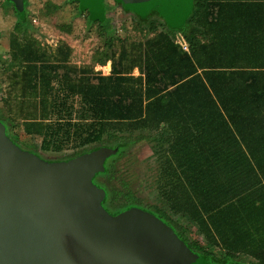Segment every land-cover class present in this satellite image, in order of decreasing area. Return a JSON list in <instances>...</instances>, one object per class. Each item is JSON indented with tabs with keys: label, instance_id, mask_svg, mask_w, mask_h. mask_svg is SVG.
Returning a JSON list of instances; mask_svg holds the SVG:
<instances>
[{
	"label": "trees",
	"instance_id": "1",
	"mask_svg": "<svg viewBox=\"0 0 264 264\" xmlns=\"http://www.w3.org/2000/svg\"><path fill=\"white\" fill-rule=\"evenodd\" d=\"M71 1L89 23L109 27L104 0L93 8L88 1ZM192 2L182 18L167 16L160 3L168 31L151 26L155 34L130 65L124 64L129 55L122 50L118 60L107 59L110 74H94L68 64L70 46L50 52L27 36L28 0L22 8L5 0L17 18L11 66L21 67L15 77L22 91L15 89L11 98L21 110L25 99L35 103L22 125L25 134L43 137L44 150L74 145L63 161L102 146L117 149L108 157L107 179L119 182L111 189V213L144 207L172 226L204 264H234L242 257L264 264V0ZM127 5L140 14L153 7ZM178 33L189 52L176 43ZM135 68L139 75L133 74ZM0 121L8 136L7 124ZM141 130L159 133L165 144L159 189L164 207L146 203L116 174L126 155L118 148L145 139L142 133L132 135ZM179 215L186 224L176 219ZM218 217L225 222L216 237L209 221ZM253 221L262 229L250 228ZM194 225L206 227L208 236ZM206 242L227 251L218 257Z\"/></svg>",
	"mask_w": 264,
	"mask_h": 264
},
{
	"label": "water",
	"instance_id": "2",
	"mask_svg": "<svg viewBox=\"0 0 264 264\" xmlns=\"http://www.w3.org/2000/svg\"><path fill=\"white\" fill-rule=\"evenodd\" d=\"M192 1L125 0L137 10L159 2L173 18ZM116 152L102 146L48 163L16 145L0 121V264H204L156 214L141 207L112 214L101 205L104 190L92 179Z\"/></svg>",
	"mask_w": 264,
	"mask_h": 264
},
{
	"label": "rangeland",
	"instance_id": "3",
	"mask_svg": "<svg viewBox=\"0 0 264 264\" xmlns=\"http://www.w3.org/2000/svg\"><path fill=\"white\" fill-rule=\"evenodd\" d=\"M4 1L0 0V117L8 126V137L16 141L18 144L14 143L22 150L34 153L48 163L62 162L64 156L73 152L74 145L68 143L61 151L44 150L41 147L43 137L25 134L22 125L23 117L35 112V103L25 99L24 109L21 110L19 104L14 102V96L11 98L15 89L22 91L15 77L21 67L11 66V38L16 33L17 18L14 8H6ZM104 2L108 7V28L99 23H89L86 14H79L78 4L71 0H28L31 26L27 36L39 40L41 47L50 52H55L59 46H70L72 54L68 64L72 67L88 68L94 74H110L112 61L107 59L118 60L124 50L129 55L124 64L130 65L144 50L145 41L155 34L151 26L158 31H168L165 25L167 19L160 3L155 4L148 13L140 14L131 9L125 0ZM54 4L59 5V8L55 10ZM17 35L23 38L21 33ZM133 74L139 75V69L135 68ZM140 133L145 134L146 138L139 142L124 143L118 148L124 149L126 155L119 161L116 174L125 178L137 196L146 203L164 207L165 202L159 195V189L163 182L161 147L165 144L157 138L159 133L154 131H135L132 135ZM109 160H105L103 170L92 179L94 185L104 190L101 205L108 211L111 189L113 185H119L117 179L112 182L107 179ZM215 254L221 257L219 252ZM234 264H256V261L242 257Z\"/></svg>",
	"mask_w": 264,
	"mask_h": 264
},
{
	"label": "crops",
	"instance_id": "4",
	"mask_svg": "<svg viewBox=\"0 0 264 264\" xmlns=\"http://www.w3.org/2000/svg\"><path fill=\"white\" fill-rule=\"evenodd\" d=\"M176 219H178V221L180 222V224L181 223H183V224H186L187 223V218L185 216L179 215V216L176 217ZM221 222H225V220H220L219 217L216 220H214V222H213V219L211 221H209V226H210V229H211V233L214 236H216V237H219V233L220 232L217 231V227L218 228L220 227ZM249 227L250 228H255V230H260V228L262 229V225L260 226L259 223H256L255 221H253V224L249 225ZM194 229H195L196 232H198L200 230V232L203 235L204 234L207 235L208 230L206 229V227L205 228L204 227H201V229H200V227L194 225ZM205 244H207V242ZM205 246L207 248H209L213 252H219L222 256L227 251L226 248L223 245H220V247H215V246H209L207 244ZM237 254H239V253H237ZM238 259H237V261H238Z\"/></svg>",
	"mask_w": 264,
	"mask_h": 264
},
{
	"label": "built area",
	"instance_id": "5",
	"mask_svg": "<svg viewBox=\"0 0 264 264\" xmlns=\"http://www.w3.org/2000/svg\"><path fill=\"white\" fill-rule=\"evenodd\" d=\"M36 21H37L36 18H34V22H36ZM175 41H176L177 44H179L181 46V48L184 51L189 52V44H188V42L185 40V38L180 33H178L176 35Z\"/></svg>",
	"mask_w": 264,
	"mask_h": 264
},
{
	"label": "flooded vegetation",
	"instance_id": "6",
	"mask_svg": "<svg viewBox=\"0 0 264 264\" xmlns=\"http://www.w3.org/2000/svg\"><path fill=\"white\" fill-rule=\"evenodd\" d=\"M111 213V212H110ZM112 214H115V213H112ZM117 214V213H116Z\"/></svg>",
	"mask_w": 264,
	"mask_h": 264
}]
</instances>
